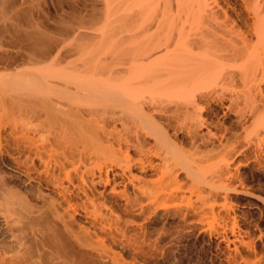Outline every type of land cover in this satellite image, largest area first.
Instances as JSON below:
<instances>
[{
  "label": "bare ground",
  "instance_id": "1",
  "mask_svg": "<svg viewBox=\"0 0 264 264\" xmlns=\"http://www.w3.org/2000/svg\"><path fill=\"white\" fill-rule=\"evenodd\" d=\"M121 2L128 20L132 18L134 21L138 17L140 22L136 21L135 27L132 24L134 28L128 29L127 26L133 21L130 23L126 19L125 24L120 19L127 28L121 24L114 42L104 46L105 41L112 39L106 40L104 35H99L101 45L97 49L80 50L79 63L82 64L77 65L82 69L71 68V73L65 72V75L62 72L63 76L57 70L58 75L45 76L48 77L46 80L40 77L23 83L25 93L30 92L27 98L36 100L37 105L28 106L24 102L28 108L22 111V147L24 144L28 146L27 154L32 153H29L32 156L29 159L38 162L34 165L33 161L34 169L37 172L42 170L44 178L40 176L39 179H44L43 183L46 182L59 198L50 204L51 209L48 206L47 211L60 215H56L61 224L58 223L66 228L68 223H63L69 216L67 210L75 207L72 196L81 194L88 201L91 195L86 189L91 182L87 183L88 177L96 179L91 182L94 189L95 185L102 184L110 187L111 194H116L115 177L119 176L125 178L122 180L149 206L164 201L165 204L171 202L168 204L171 209L172 203L178 202L172 207L174 204L179 206V212L176 207L175 210L178 215L180 213L182 222L179 236H176L178 243L190 239L195 230L199 236L203 234L207 238L205 242L201 240L204 243L197 245L194 251L199 264H264L262 232L255 235L258 236L256 241L257 238L249 232L253 229L252 222H247L245 213L248 212L238 213L245 205L256 208L264 218V192L210 185L184 190L178 181L179 174L184 172L187 178L201 184H209L213 179L231 182L236 178V173L230 171L235 153L239 151V155H245L250 150L256 159L264 158V0H134V6L130 7L125 4L127 0ZM146 11L149 17L143 19ZM58 56L59 53L55 62ZM6 79L0 75V85ZM27 98L22 99V103ZM225 101L228 105L224 108L228 112L241 120L251 118V126L244 130V137L239 135L241 139L238 134L231 133L216 147L200 153L195 150L196 154L187 152L190 158L200 156L199 160L222 154L220 166L213 172L208 167L209 176L199 179L193 170L195 163L187 161L190 159H185L181 147L174 142L178 137L176 131L174 135L177 137L172 136V141L168 130L154 117L170 114L171 120L181 128L179 130L184 129L181 136L191 144L200 140L206 147L207 141L216 139L217 134L210 133L212 126L206 123L202 114L212 103L222 107ZM43 103L48 110L42 109ZM166 124L169 123L166 121ZM199 129H205L207 133L199 135ZM242 142L243 150L238 147ZM130 152H135L137 157H132ZM132 170L143 175L152 173L153 179L144 181L133 175ZM39 183L42 184V180ZM180 188L184 192H180ZM125 191L118 193L123 196ZM83 203L87 208L85 201ZM64 205L66 216L64 211L58 213ZM175 210L168 211L172 214V211L176 213ZM249 222L251 226L246 230ZM172 229L168 225L169 256L171 242L175 239ZM19 250L22 248L17 252L22 254ZM4 252L0 251V264H22L21 254L7 257ZM50 255L52 258L53 254Z\"/></svg>",
  "mask_w": 264,
  "mask_h": 264
},
{
  "label": "rangeland",
  "instance_id": "2",
  "mask_svg": "<svg viewBox=\"0 0 264 264\" xmlns=\"http://www.w3.org/2000/svg\"><path fill=\"white\" fill-rule=\"evenodd\" d=\"M121 1L124 0H0V75H4L7 78L3 82V85H0L2 86V88H0V251L4 252L2 250H5L4 253H6L8 257V255L21 254L17 252L19 248H22V251L19 250L22 252V264L200 263V261H198L199 259H197L198 255L195 253V248L197 245H202L207 238L205 239L206 236L203 234L199 236L198 230H195L197 233L193 231L194 235L192 234L190 239L188 238V240L186 239L183 240L182 243H178V238L176 236H179V228H181L179 224L182 223L180 221L181 217H179L180 213L179 215L177 213L179 206L177 205L176 207L175 205L178 204V202H173L177 209L175 207L172 208L173 203L171 206L172 210H177H175L177 214L173 213V211L172 214H170L171 211H168L171 210L168 205L171 202L168 204L166 203V205L164 201H160L153 204L154 206L150 205V207L145 199H142V201L145 202L144 205L140 200L141 198L139 199L140 194L137 195L138 192L136 193L133 188H130L131 186L129 187V185L123 181L125 178H120L119 176H116L117 179L115 177L116 181L114 185L117 191L114 193L117 195L113 194V192L111 194L109 191L110 187L106 188L102 184L95 185L94 189L91 182L92 180L93 183L94 181L96 182V179L88 177V179H86L88 180L87 183L91 182L86 185L88 191L85 190L92 195L88 197V201L81 194V196L78 195V197L75 195L71 198L73 199L72 203H75V207L77 205V208L79 207L80 209L74 207V209L67 210L70 211L67 212L69 216L65 215V205L58 210L59 212L57 211L59 214H62L64 211L63 215L66 217L63 216V218L65 217L63 224L67 222L70 225L68 228V224H65V227L67 226L66 228H68V230H65L66 228L59 225V223L61 224L60 220H57L60 215L54 214L49 210L51 209L53 201L57 202L59 198L54 194L55 191L47 186L46 182L43 183L45 180L42 179L44 178L43 174V177L41 176L42 170L38 171L40 172L38 176L37 169H34L36 166H33V164L36 165L38 162L34 159H29L32 158V153L29 152L31 155H29V153L27 154L29 151L28 146L26 145V147L24 144V149L22 147V124L24 121L22 111L26 110L28 106L34 103L37 105L36 100L31 98V102L29 98H27L30 92H27V94L25 93L27 90L23 83L27 79L34 80L40 77L47 79L48 77L45 76L54 73L58 75L57 73L61 72L60 75L62 76L65 72L67 74L71 73L70 71H72L73 68H78L80 66L77 64H82L79 63L81 51L84 52L89 49L94 50L101 45L99 35H104L107 38L106 40L112 39L110 42L105 41L104 46L114 42L120 28H122L121 20H124L123 22L125 24L127 23L126 19L128 20L125 16V6H123L124 9L121 10L123 8V2ZM132 2H134V0H127L125 4L127 7L134 6ZM132 8L133 7H131V9ZM121 13L123 16H121ZM144 14L145 16H143V19L144 17L148 19V11ZM120 16L122 18L125 17V19H122ZM140 17L141 16H139V18ZM131 19L132 18H130L128 22L131 23V21H133V19ZM137 19L138 17L134 19L131 25L127 23V26L129 25L128 29H131V26L134 28L136 25L135 23L140 22L139 19ZM132 24H134V27ZM58 53L59 56L55 62L54 59ZM79 68L82 69V67ZM79 68L78 70H80ZM62 72H64V74ZM19 88L21 89L20 91ZM146 96L148 95L146 94ZM25 98L28 100L26 99V101L22 103V99L25 100ZM24 102H26L28 106ZM23 105L25 109H23ZM223 105L221 107L220 105L218 106L217 103H212L210 105L211 107H208L210 110L206 109L204 114H202L203 119L207 120L206 123H209L210 127L212 126L210 128V133L217 134L215 136L216 139L210 138L208 140L210 142L207 141L206 147H204L200 140V142L197 140L196 143L191 144V141L181 136L182 130H179L181 128L178 127V124L171 120V116L169 117L170 114H157L154 117L156 121L160 122L163 127L168 130L172 141L174 140L172 136H175L174 134L176 131L178 137L175 136L177 140L175 139L174 142L181 147L185 159H190L187 161H193L192 163H195V165L193 164V167H195L193 170L198 173V176H200L199 179L203 176H209V173L213 172L215 167L218 168L220 166L221 162L219 160L222 154H218L219 156L201 157L202 160L200 159V161V156L198 155L191 157V160V158L188 157V155L191 156L189 153H195V150L200 153L205 149H210L212 146L216 147L219 143H224L226 141L225 138H229L231 133L238 134V139H241V137L245 135L244 130L248 129L252 121L251 118L241 120L239 116L228 112L224 108L228 105L227 101H225ZM41 107L44 110L49 109H45V103H43ZM171 110L172 108L170 107V111ZM166 121L169 124H166ZM32 122L35 126V120ZM37 123L38 122H36V124ZM29 124H31V127L32 123ZM183 131L182 133L185 132ZM203 133L205 134L207 131H205V129H199L198 134L201 135ZM148 140L149 139H146V142L151 143V141ZM242 144L238 146L240 149L244 146V144ZM238 152L237 154L235 153L236 155L234 154V159L232 158L233 164L230 165L231 173H236V178L231 180V182L213 179L208 182L209 184H201L199 181H192L190 178H187L183 172L180 173L178 177L179 186L184 190L191 189L193 186L194 189H196L197 187L204 188L207 187L206 185H210L214 188L230 186L231 188L236 187V189L241 188L264 192V158L256 159L253 151L250 150L245 153V155H239ZM130 154L132 157H137L135 152H130ZM193 158H196L195 160L198 162L193 160ZM33 161L35 162L33 163ZM153 161L157 162L156 159ZM22 163L26 168L22 167ZM28 166L30 169H27ZM208 167L212 168L211 172ZM236 168L237 172H235ZM25 169H27L26 173ZM28 170H31V172ZM132 171L131 173L133 175L141 177L144 181H146V179H153L152 173L148 172V175H143L140 174L139 171ZM35 172H37V176ZM28 173L30 174L28 175ZM40 176L42 178L39 179ZM37 178L39 181H37ZM41 180L42 184L39 183ZM220 181L221 183H219ZM220 184L223 185L221 186ZM123 185L128 186L126 187ZM47 187L49 189H47ZM123 187H126V191L123 190ZM118 190L121 192L125 191V195L122 196L121 193L119 194ZM182 191L183 190L180 192ZM124 196H128V198L126 199ZM80 199L85 201L87 208ZM137 200H140L139 205ZM238 202L243 205L245 203L244 201ZM48 206L50 207L48 209L49 211H47ZM96 206L98 207V211L96 210ZM83 210L86 211L84 212ZM44 211H47V213H43ZM244 211L248 212V214L245 213V215H247V222L248 220L252 222V226L249 222V226L247 223V229L246 227L245 229L249 230L251 226L253 232L251 229L249 232L252 233L255 238L258 237L255 235H261L260 232H262V238H264V218L261 217L262 215L256 208H248L245 205L238 213L244 214ZM167 212L172 215L171 218ZM53 215H55V217L58 215L55 218L57 223L59 222L58 224L54 221ZM46 216H50V218ZM168 225L174 228L172 229V233H174L173 236L175 239L177 238L176 240L173 239V242H171L172 251L170 256L168 253L169 250H167L169 248L167 241L169 240L167 232ZM37 230H40V232ZM42 236L43 238H41ZM256 241H258V238ZM190 245H194V248ZM55 253L57 256L54 255ZM50 254H53L52 258ZM47 258H50V260ZM51 259H53V261H51Z\"/></svg>",
  "mask_w": 264,
  "mask_h": 264
}]
</instances>
